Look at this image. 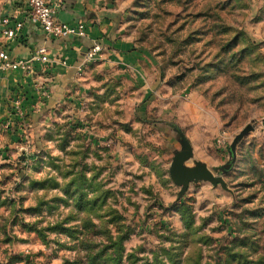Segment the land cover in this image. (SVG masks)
I'll list each match as a JSON object with an SVG mask.
<instances>
[{"label": "rangeland", "instance_id": "obj_1", "mask_svg": "<svg viewBox=\"0 0 264 264\" xmlns=\"http://www.w3.org/2000/svg\"><path fill=\"white\" fill-rule=\"evenodd\" d=\"M114 1L138 65L0 131V264H264V0ZM180 139L224 187L180 195Z\"/></svg>", "mask_w": 264, "mask_h": 264}, {"label": "crops", "instance_id": "obj_2", "mask_svg": "<svg viewBox=\"0 0 264 264\" xmlns=\"http://www.w3.org/2000/svg\"><path fill=\"white\" fill-rule=\"evenodd\" d=\"M51 2L57 7L59 21L69 24L82 22L85 34L67 38L48 37L38 25L27 21L25 8L19 0H7L0 16H8L20 27L16 38L0 37V47L12 59H20L29 57L36 47L45 46L49 60L35 63L29 72L0 71V131H39L46 121L54 119L56 113L64 114L69 110L74 89L81 79L79 75L89 64L84 62L85 52L94 44L101 46L96 59L99 65L127 69L138 65L140 55L120 35L114 0ZM43 89L47 91V97L42 95ZM16 97L21 98V114L15 113L12 107ZM262 126L264 128V122Z\"/></svg>", "mask_w": 264, "mask_h": 264}, {"label": "built area", "instance_id": "obj_3", "mask_svg": "<svg viewBox=\"0 0 264 264\" xmlns=\"http://www.w3.org/2000/svg\"><path fill=\"white\" fill-rule=\"evenodd\" d=\"M25 8L26 19L51 38H67L70 36H83L85 26L82 22L69 24L61 22L56 16V5L51 0H19ZM20 25L13 23L8 16H0V37L11 40L17 37ZM101 52V46L94 44L85 52L84 62L90 63L96 60ZM48 53L45 46H38L27 58L12 59L10 55L0 47V71L21 70L29 72L35 63L48 62ZM42 95L47 97V91L42 90ZM21 98L16 97L12 101L15 113L21 114Z\"/></svg>", "mask_w": 264, "mask_h": 264}, {"label": "water", "instance_id": "obj_4", "mask_svg": "<svg viewBox=\"0 0 264 264\" xmlns=\"http://www.w3.org/2000/svg\"><path fill=\"white\" fill-rule=\"evenodd\" d=\"M251 130H253L252 125L249 124L245 126L235 136L231 148H233L234 145ZM180 142L183 144V149L175 153L168 171L169 177L173 184L180 186V195L185 191L187 185L190 182L208 181L213 185L219 183L222 187H224L222 178L213 175L205 164L195 162L194 166L192 167L185 166V162L192 157V150L183 142V140L180 139Z\"/></svg>", "mask_w": 264, "mask_h": 264}]
</instances>
